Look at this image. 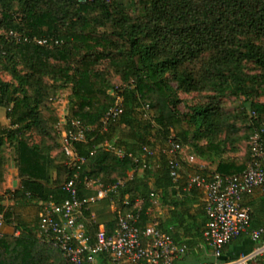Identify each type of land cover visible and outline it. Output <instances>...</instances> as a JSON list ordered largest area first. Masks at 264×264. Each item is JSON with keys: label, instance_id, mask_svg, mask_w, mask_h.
<instances>
[{"label": "trees", "instance_id": "1", "mask_svg": "<svg viewBox=\"0 0 264 264\" xmlns=\"http://www.w3.org/2000/svg\"><path fill=\"white\" fill-rule=\"evenodd\" d=\"M12 3H18V14ZM0 6V68L12 76L11 81L0 77V109L9 121L0 124V172L8 144L21 179L10 198L19 208L37 206L34 220L22 223L14 210L0 205L5 226L21 232L0 238V264H66L60 250L38 238V222L45 203L61 204L69 197L63 184L77 171L64 164L62 126L53 109L58 91L67 86L72 92L66 122L87 129L86 139L76 143L87 160L81 180L88 177L103 188L118 184L107 198L121 213L136 212V201L143 200L141 230L154 218L176 243L188 247L173 264L202 262L198 254L206 246L208 217L205 203L193 211L202 191L186 190L187 162L181 155L174 177L169 154L148 157L142 147L164 148L172 138L216 166L214 172L188 166V173L244 172L252 155L251 136L264 122V102L259 101L264 73L245 72L247 63L264 69V47L250 40H264V0H0ZM116 74L120 86L112 81ZM206 91L213 94L208 103L188 112L179 109L178 92ZM228 96L235 98L234 115L220 105ZM118 97L123 112L104 125ZM33 130L47 141H33ZM244 141L249 147L243 157L231 156ZM79 195L89 198L97 190L81 184ZM154 200L165 210L162 219L148 214ZM252 205V228L264 227V205ZM98 228L88 225L94 233L89 232L91 243ZM226 247L218 262L237 258L224 256Z\"/></svg>", "mask_w": 264, "mask_h": 264}, {"label": "built area", "instance_id": "2", "mask_svg": "<svg viewBox=\"0 0 264 264\" xmlns=\"http://www.w3.org/2000/svg\"><path fill=\"white\" fill-rule=\"evenodd\" d=\"M117 100L116 105L107 112L104 125L117 119L123 112L122 99L118 97ZM61 126L62 148L66 156L64 164L77 171L63 184V190L69 197L61 204L43 205L39 214L38 238L60 250L64 254L66 264H99L103 257L109 259V264H173L183 257L188 247L176 243L171 235L160 228L154 218L141 230V199L135 203L138 208L136 212L116 211L115 229L112 232L109 233L104 226L99 225L94 243H91L88 225L96 222L91 216H86V213L90 212V204L116 192L118 184L103 188L98 181L88 177L84 181L81 180L79 171L87 160L77 151L76 143L86 139L87 129L77 121ZM251 145V159L241 174L212 173L203 176L193 173L189 176L186 190L196 187L205 195L208 221L203 238L216 262L204 264L264 263V227L252 228V209L245 203V199L257 190L264 192V122L251 136ZM159 151L171 156L172 175L178 177L180 156L185 159L181 145L171 138L164 148L149 145L142 147L143 155L148 157L156 156ZM117 154L119 157L124 156L121 151ZM186 159L191 164L195 162L194 155ZM81 184L88 190L96 189L97 195L81 199ZM125 204L130 203L126 201ZM158 205L154 200L148 214L152 216ZM5 227L4 216L0 215V238L5 235ZM243 235H248L255 243L252 250L235 259L218 262L223 256L224 248Z\"/></svg>", "mask_w": 264, "mask_h": 264}, {"label": "crops", "instance_id": "3", "mask_svg": "<svg viewBox=\"0 0 264 264\" xmlns=\"http://www.w3.org/2000/svg\"><path fill=\"white\" fill-rule=\"evenodd\" d=\"M9 123L6 117L5 109H0V124L7 125ZM5 155V153H4ZM194 155V154H193ZM185 156V155H184ZM195 156V155H194ZM185 157V161L187 165L183 169V173L190 176L192 173H188V166L191 168H199L201 170H206L210 172H214L216 169L215 165H211L205 160H202L195 156V162L189 163ZM195 164V167L194 165ZM187 170V171H186ZM21 185V179L18 175V170L16 166V162L14 161L13 164L8 161L5 162L2 171L0 172V196H2L3 200L0 201V205H3L6 209L14 210L15 217L18 218L22 223H31L37 215V206H25V207H18L19 205L16 204L13 198H10V192L16 191ZM197 201L193 206V211L199 210L202 205L205 203V195L201 192L199 195L196 196ZM245 203L249 206H253L252 204H263L264 205V192L261 190H257L253 195L247 197L245 199ZM264 207V206H263ZM119 206L116 201H112L109 198H103L95 201L94 203L90 204V215L94 220L95 224L104 226L107 230H114L115 229V213L118 210ZM42 210V208H41ZM40 210V212H41ZM25 211V212H24ZM22 212V213H21ZM23 213H26V215ZM40 214V213H39ZM3 215V214H0ZM4 216V215H3ZM165 216V210L160 207L156 209L152 217L156 219H162ZM264 219V216H262ZM18 225L17 223H15ZM91 235H94L92 231H89ZM5 233H13L16 237H18L21 232L20 230H14L13 226H6ZM255 246V243L250 239L249 236L245 237L242 241L238 242L235 241L234 243L230 244V246L226 247L224 252V256L228 258H235L239 257L240 255L249 252ZM199 264L208 263L205 259L213 258L210 249L206 246H201L199 248ZM191 255H188V260H190ZM99 264H109V259L107 257H103L100 259Z\"/></svg>", "mask_w": 264, "mask_h": 264}, {"label": "rangeland", "instance_id": "4", "mask_svg": "<svg viewBox=\"0 0 264 264\" xmlns=\"http://www.w3.org/2000/svg\"><path fill=\"white\" fill-rule=\"evenodd\" d=\"M122 1L126 2V0H122ZM12 8H14V10L16 11L17 14L19 13L20 9H19L18 3H12ZM1 9H2V7L0 6V11H1ZM131 14L134 16L133 13H131ZM0 17H1V15H0ZM250 40H252L256 44L264 47V40L257 39L254 36H251ZM245 72L249 75H255V74L264 73V69L256 66L254 63H247L246 68H245ZM0 77H2V79L5 81H11L12 80V76L10 74H8L7 72L3 71L1 68H0ZM112 81L116 86H120L122 84V81L120 80V75H117V74L113 77ZM173 85L176 86L174 83H173ZM71 92H72L71 86H67V87H64L63 89H60L58 91L57 97H56L54 104H53V109L56 112L57 116L59 117V121H60L61 125L67 123L66 122L67 121L66 116L70 112L69 104H70ZM212 96H213L212 92H209V91L199 92V93H196V92H192V93L178 92V97L181 99V102L179 103L178 107L181 111L188 112L191 109H193V107H195V106L208 103V101L211 100ZM234 101H235L234 97H231V96L223 97L222 99H220V105L222 106L224 111H226L227 113H230L231 115H234L236 112ZM259 101L264 102V97L259 98ZM247 112L251 113L249 106H247ZM238 127L241 128V134H245L246 128H245L244 123L239 121ZM31 133H32L31 137H32L33 141H37V142H40L41 140L47 141L42 136L38 135V133L35 130L31 131ZM57 141H58V139H57ZM248 147H249V144L247 141L242 142L239 145V150L237 152H232L231 156H234L237 158H242L243 155L248 151ZM183 153H184L185 157H189V156L194 154L192 149L188 146L183 148ZM5 159H6V161L10 162V164L11 163L13 164V162L15 160L14 148H13V146H9L8 144L6 145ZM193 165L195 167V164H193ZM158 207H159V205H158ZM158 207L155 208V210L158 209ZM24 214L26 215V213H23V215Z\"/></svg>", "mask_w": 264, "mask_h": 264}]
</instances>
